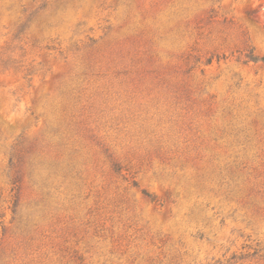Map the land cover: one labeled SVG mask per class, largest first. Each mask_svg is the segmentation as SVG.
I'll list each match as a JSON object with an SVG mask.
<instances>
[{
    "label": "rangeland",
    "instance_id": "obj_1",
    "mask_svg": "<svg viewBox=\"0 0 264 264\" xmlns=\"http://www.w3.org/2000/svg\"><path fill=\"white\" fill-rule=\"evenodd\" d=\"M0 264H264V0H0Z\"/></svg>",
    "mask_w": 264,
    "mask_h": 264
}]
</instances>
